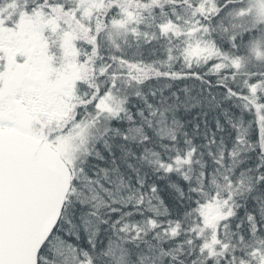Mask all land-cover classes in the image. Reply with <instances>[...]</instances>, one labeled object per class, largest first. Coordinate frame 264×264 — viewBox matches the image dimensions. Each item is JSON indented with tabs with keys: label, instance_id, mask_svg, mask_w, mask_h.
Returning a JSON list of instances; mask_svg holds the SVG:
<instances>
[{
	"label": "snow or ice",
	"instance_id": "snow-or-ice-1",
	"mask_svg": "<svg viewBox=\"0 0 264 264\" xmlns=\"http://www.w3.org/2000/svg\"><path fill=\"white\" fill-rule=\"evenodd\" d=\"M0 264H264V0H0Z\"/></svg>",
	"mask_w": 264,
	"mask_h": 264
}]
</instances>
